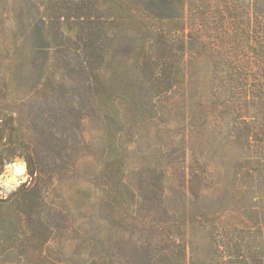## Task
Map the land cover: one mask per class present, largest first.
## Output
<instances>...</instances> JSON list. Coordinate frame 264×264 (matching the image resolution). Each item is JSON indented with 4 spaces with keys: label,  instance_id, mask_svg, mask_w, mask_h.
Masks as SVG:
<instances>
[{
    "label": "rangeland",
    "instance_id": "rangeland-1",
    "mask_svg": "<svg viewBox=\"0 0 264 264\" xmlns=\"http://www.w3.org/2000/svg\"><path fill=\"white\" fill-rule=\"evenodd\" d=\"M40 1L0 0V115H27L46 138L48 264H146L143 253L169 227L187 264H201L215 229L262 226L264 0H183L182 79L162 95H139L147 113L124 95L102 106L88 100L73 53L59 52L51 65L63 79L58 91L39 85L31 51ZM131 45L127 37L116 45L118 78L133 71ZM95 115L120 121L106 133ZM28 179L14 157L0 171V196ZM0 264L18 262L9 254Z\"/></svg>",
    "mask_w": 264,
    "mask_h": 264
},
{
    "label": "trees",
    "instance_id": "trees-1",
    "mask_svg": "<svg viewBox=\"0 0 264 264\" xmlns=\"http://www.w3.org/2000/svg\"><path fill=\"white\" fill-rule=\"evenodd\" d=\"M182 9L183 0H41L34 26L36 44L31 51L40 58L39 85L58 91L63 79L51 73V65L59 52L60 57L61 53H73L88 100L102 106L124 95L135 113L150 112L151 104L147 107L137 97L148 93L162 95L182 79L185 43ZM126 37L132 42L129 54L133 71L121 79L111 65L117 43ZM95 116L106 133L110 132L111 124L120 121L118 115ZM141 116L144 118L130 115L137 120ZM64 117L61 116L62 123ZM45 139L34 130L27 115H0V171L6 162L18 156L25 161L29 175L27 181L0 196V259L12 254L18 264L49 263L46 248L53 238V226L46 193L50 177L39 166L46 150ZM118 184L120 189L121 183ZM118 195H122L120 190L110 201L112 204ZM147 210L142 216L151 222L157 220ZM168 231L165 238L156 237L159 246L149 245L145 250L146 264H187L184 242L173 237L170 227ZM209 254L201 264H264V223L254 231L215 229Z\"/></svg>",
    "mask_w": 264,
    "mask_h": 264
},
{
    "label": "bare ground",
    "instance_id": "bare-ground-1",
    "mask_svg": "<svg viewBox=\"0 0 264 264\" xmlns=\"http://www.w3.org/2000/svg\"><path fill=\"white\" fill-rule=\"evenodd\" d=\"M23 171V168L21 169V172Z\"/></svg>",
    "mask_w": 264,
    "mask_h": 264
}]
</instances>
